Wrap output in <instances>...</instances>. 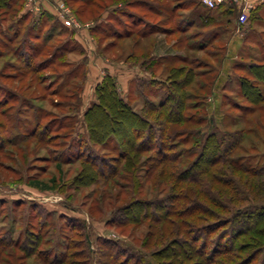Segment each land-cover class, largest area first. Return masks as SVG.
<instances>
[{
	"label": "rangeland",
	"instance_id": "obj_1",
	"mask_svg": "<svg viewBox=\"0 0 264 264\" xmlns=\"http://www.w3.org/2000/svg\"><path fill=\"white\" fill-rule=\"evenodd\" d=\"M39 1L25 19L22 3L0 9V264H58L67 253L63 264H131L124 256L112 259L104 241L118 242L129 256L161 247L157 223L118 227L113 213L177 195L179 172L192 159L149 173L152 153L129 167L112 144L91 142L84 114L106 76L132 111L155 120L147 103L162 102L173 74L192 72L187 86L176 87L187 95L185 116L192 121L173 128L216 134L227 159L239 164L223 162L199 183H180L202 211L182 221L228 233L231 216L264 208V69L262 79L251 70L264 66V0H248L243 24L242 5L232 0L213 9L202 0ZM46 35L45 42L35 39ZM23 39L43 46L36 63L47 61L45 69L26 72L24 52L15 55ZM169 144L175 154L188 147ZM102 168L108 177L98 173ZM240 240L246 250L237 257L257 251L248 264H264V237ZM215 264L232 263L225 257Z\"/></svg>",
	"mask_w": 264,
	"mask_h": 264
},
{
	"label": "trees",
	"instance_id": "obj_2",
	"mask_svg": "<svg viewBox=\"0 0 264 264\" xmlns=\"http://www.w3.org/2000/svg\"><path fill=\"white\" fill-rule=\"evenodd\" d=\"M27 1L0 0V9L3 6L10 9L12 6L22 3L20 9H26V13H23L22 16L25 19L27 16H32V11L26 8ZM83 1L85 5L93 2L92 0ZM6 39L9 43L14 40L10 37ZM35 39L45 42L48 37L46 35L43 39V36H37ZM23 40L24 44L18 45L15 49V55L19 56L20 52H24L22 63L26 67V72L33 74L41 68L45 69L47 61L36 63L44 54L43 46L37 47L38 45L27 41V39ZM262 69H264V66L253 65L251 67L254 78H263L260 72ZM192 75V72L189 71L185 78L181 77V79H178L173 74L167 81L168 87L165 88L162 102L158 104L147 103L150 109L157 114L155 120H146L132 111L130 105L126 103L118 92L116 80L111 76H106L97 85L95 89L96 100L86 109L84 116L89 140L101 145L112 144L113 148H117L116 150H118L120 156L129 161V167H133L136 160L139 161L141 154L144 153H152L151 163L146 166V169L150 171L149 173H153L156 169L171 162L182 163V159L184 160L185 157L186 160L192 159L188 163L187 168L181 169L179 172L180 177L177 182L181 189L177 195L167 196L153 203L135 201L136 203L132 202L113 213V216L118 218V227L144 222L157 223L160 236L155 241V244L161 247L148 255L140 253L136 256H129L121 254L122 251L117 249L118 242L104 241L106 245L112 246V248L108 247V252L112 259H114V255H119L128 258L129 263L132 262L131 264H215V260L226 257L232 264H248V262L256 258L257 251H251L246 254L245 258H238L237 256L246 250L240 242V237L254 233L260 238L264 237L263 207L249 208L238 217L231 216L230 220H228L230 225L228 233L223 231L224 233L218 234V228H221L220 225L209 224L199 227L181 219L184 216H193L202 211L194 202L191 190L186 186L180 185V183L187 180L188 182L199 183L203 181L211 166L219 165L223 162H228L232 166L239 164L236 160L227 159L226 152L222 148V144L216 134H201L200 131L188 128L180 130L173 128L175 125L188 124L192 121L185 116L187 95L183 92H178L176 89L181 82L187 86ZM243 85L250 89L255 88L249 82H245ZM12 98H15V96ZM89 118L92 119L91 123ZM99 122H102L104 126ZM33 134H36V132ZM174 139L175 141L178 140L180 146H188L187 149L182 153H171L173 147L169 143ZM180 157L181 160L179 161ZM92 166L95 168L98 167V164L92 161ZM242 171L252 173L250 172L251 170L246 168L245 170L242 169ZM108 172V174L112 173L113 168L110 167ZM98 173L108 177L103 168L98 170ZM257 174L258 172H255L254 175ZM184 176H187L186 180L181 178ZM235 223H240L241 225L236 226ZM168 225H172L173 228L170 230L167 228ZM168 230H170V233H168ZM216 233L218 235L213 238V234ZM84 238L88 242L87 234H84ZM164 238L169 239V241L162 244L161 242ZM260 243L264 242L261 240ZM261 246H264V244ZM262 251L264 253V247ZM68 255L69 253L64 255L58 264L66 262L69 258ZM148 256H151V260L147 259ZM159 257H162L163 260L159 259ZM235 258H238L237 262L233 261Z\"/></svg>",
	"mask_w": 264,
	"mask_h": 264
},
{
	"label": "built area",
	"instance_id": "obj_3",
	"mask_svg": "<svg viewBox=\"0 0 264 264\" xmlns=\"http://www.w3.org/2000/svg\"><path fill=\"white\" fill-rule=\"evenodd\" d=\"M31 2V4H27L26 8L28 7V5L31 8H27L29 11H33V8L37 9V7H33L32 5V1L33 0H29ZM233 2L242 5V12L239 15V21L243 24L245 23V21L248 18V12H249V2L248 0H232ZM203 4H205V6L209 7V8H217L218 6L222 5L225 0H202Z\"/></svg>",
	"mask_w": 264,
	"mask_h": 264
},
{
	"label": "crops",
	"instance_id": "obj_4",
	"mask_svg": "<svg viewBox=\"0 0 264 264\" xmlns=\"http://www.w3.org/2000/svg\"><path fill=\"white\" fill-rule=\"evenodd\" d=\"M40 1H41V3H42L41 5L43 6V5L46 4L45 1H47V0H40ZM40 1H39V2H40Z\"/></svg>",
	"mask_w": 264,
	"mask_h": 264
}]
</instances>
